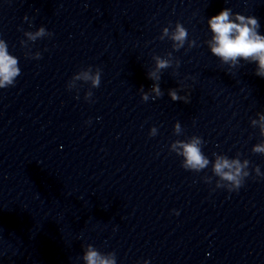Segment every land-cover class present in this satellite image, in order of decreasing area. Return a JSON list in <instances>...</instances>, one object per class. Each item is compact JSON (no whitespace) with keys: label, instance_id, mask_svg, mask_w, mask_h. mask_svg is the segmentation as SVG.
Masks as SVG:
<instances>
[{"label":"clouds","instance_id":"clouds-1","mask_svg":"<svg viewBox=\"0 0 264 264\" xmlns=\"http://www.w3.org/2000/svg\"><path fill=\"white\" fill-rule=\"evenodd\" d=\"M208 25L213 34L210 44L211 52L215 56L220 57L225 63L228 61L235 63L238 58L255 60L259 66L256 74L264 76V36L258 34L259 22L256 17L238 13L234 15L230 8H225L219 14L212 16L208 20ZM168 34L169 30L165 28L164 36H168ZM28 35L30 39L35 40L37 36L44 35V29L41 28L35 35L31 33ZM170 39L174 42L176 50L182 48L188 40L186 28L177 22L175 31L171 34ZM194 44V41L189 42L190 47ZM40 58L39 56L37 57V59ZM167 67H169L167 60L157 58L158 69ZM20 74L18 58L9 55L6 43L0 40V89L13 86ZM150 75L155 76V73H151ZM84 79H90L92 87L98 88L101 83V71L98 69L94 76L85 74ZM153 91L158 96L161 95L158 85H153ZM89 95H92V93H89ZM170 95L174 101L183 99L185 103H189V96L179 97L175 91H171ZM143 99L145 101L148 99L147 94L143 96ZM176 131L177 133L180 132L179 124L176 125ZM261 131L264 132V126H262ZM152 133L153 135L156 133L155 128H153ZM204 143L202 138L197 136H193L188 141L178 140L173 143V151L183 157L182 167L185 170L201 172L209 165L210 161L205 157L201 147ZM253 151L264 153V145H257ZM247 165L248 161H244L241 164L239 159H229L224 155H216L212 172L214 175L220 177L222 181L229 182L232 185L228 189L229 192L238 191L243 186V177L248 175V173L243 171ZM217 187H223V184H218ZM176 214L178 215L179 213L176 212ZM83 258L87 264H116L114 253L109 256H103L91 245L88 246V250Z\"/></svg>","mask_w":264,"mask_h":264}]
</instances>
